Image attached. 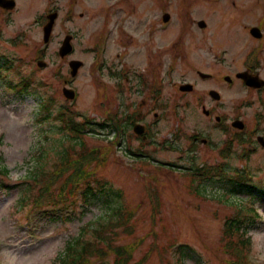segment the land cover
<instances>
[{"label":"rangeland","instance_id":"374dc122","mask_svg":"<svg viewBox=\"0 0 264 264\" xmlns=\"http://www.w3.org/2000/svg\"><path fill=\"white\" fill-rule=\"evenodd\" d=\"M34 1L35 4L31 0H22L23 8L30 9H21L11 22L0 27V164L9 170V176H3L4 181L14 186L9 191L0 190V264H59V257L68 242L79 237L83 231L87 239L96 238L97 230L115 221L114 209L122 201L128 208H137L133 222L135 231L127 234L123 226L113 225L104 232L116 242L135 245L137 259L147 254L145 264H231L221 243L223 217L236 212L242 201L245 202L241 204L244 207L254 198L263 219L251 227V261L264 264V194L260 192V189H264V151L258 150L250 158L242 159L238 157L235 145L233 154L223 158L219 149L226 135L218 132L213 127L214 121L204 114L203 108L193 103L194 94L181 100V106L176 108L178 117L173 112L164 114L157 125L156 146L146 145L149 156L142 159L157 160L158 167L150 160L137 161L138 157L125 153L123 146L129 144L127 138L115 150L108 141V135L112 134L110 128L101 129L93 124L91 127L98 131L83 135L89 151L99 147L101 156L107 157L99 172L109 180V185L123 190L125 197L122 200L118 202V198L112 197V202H106L109 191L98 192L96 196L100 198L94 199L85 216L82 219L76 217L70 222L49 219L47 214L33 208V197L38 189L35 177L40 176L41 170L52 171L63 160L69 146L73 145L74 150L79 149L78 139L56 116L59 108L72 104L71 109L78 113L76 117L79 120L89 117L96 123L107 118L110 109L116 108L111 103L108 71L106 68H103V72L92 68V55L82 52L85 44H80L81 51L76 54L86 64L81 74L74 78L69 73L68 62L58 54L61 45L59 39H55L47 48L42 39L43 31L35 23V17L43 12L44 0ZM243 1L245 4L252 3L250 0ZM94 3L99 4L97 1ZM185 4L196 9L197 14L191 18L183 14ZM210 6L208 0H172L170 8L174 12L175 23L160 39L164 54L157 59L148 56V63L163 62L165 101L175 99L176 85L178 87L185 80L198 78L196 69L213 74L220 70L221 64L212 59L214 53L210 52L211 44L202 43L200 34L184 28L185 21L204 17ZM217 12L209 20L215 30L214 35H228L227 42L215 44H226L229 48L225 68L230 71L238 64L241 50L250 42L248 27L253 23L255 13L253 9L234 10L231 7L225 14L220 10ZM179 34H182V43L176 44L171 51L183 48L189 55L187 59H169L165 55L167 42L171 49L172 41L179 40ZM217 42H221V39ZM42 54L41 59L47 65L38 67L37 57ZM6 61L11 65H6ZM168 69L171 71L168 72ZM27 76H30L28 88L18 87ZM64 79L69 80V84ZM65 85L75 88L80 93L79 98L77 96L74 101H68L62 92ZM225 86V81L218 74L212 80L199 81L195 90L205 93L211 88L225 90ZM51 96L56 102L49 113L46 105L47 98ZM240 96L243 94L239 90L227 93L229 112ZM211 99L207 96L205 104L210 103ZM129 109L117 110L123 112ZM177 127L187 133L202 130L212 137L215 147L191 149L188 138L177 136ZM129 138L132 146L138 145L133 136ZM163 141L168 146H164ZM222 162L225 169L232 173H235V169L244 171V167L251 174V187L241 188L227 178L216 176L197 182L201 184V189L205 188L202 195L189 190L188 179L182 170ZM84 167L95 169V160L85 162ZM150 171L149 183L145 185ZM67 176L60 179L56 186L64 185ZM152 194L158 197H152ZM77 209L82 210L81 207ZM174 243L186 244L184 252L175 253V247H172ZM179 258L181 261H178ZM93 263L101 264L98 260Z\"/></svg>","mask_w":264,"mask_h":264},{"label":"flooded vegetation","instance_id":"af4514ba","mask_svg":"<svg viewBox=\"0 0 264 264\" xmlns=\"http://www.w3.org/2000/svg\"><path fill=\"white\" fill-rule=\"evenodd\" d=\"M21 1L15 0L16 6L13 10L0 6L1 26L11 22L13 16L21 9H30L23 8ZM31 1L35 4L34 0ZM95 1L99 4L96 5ZM208 1L211 6L206 10L204 17L185 21L184 28L200 34L202 43H210V52L214 53L212 59H217L221 65L218 73H210L211 76L204 78L200 77L202 70L196 69L199 75L194 78L196 87L199 81H209L220 74L226 84L225 90H220V99L211 97L213 99L207 104L209 116L213 114L216 120L214 128L227 136L226 122L230 120V123H233L234 120L240 119L244 123L243 142L247 139L248 145L254 148L257 146V137L264 136V0H250L252 3L247 4L243 0ZM171 3L172 0H44L43 12L35 18V23L44 31L49 22V15L57 14L49 42L59 39V43H62L68 36L72 38L74 49L66 56L68 62L72 58L80 59L77 57L78 53L76 54L81 51L80 44L86 45L82 52L91 54L94 61L106 60L103 66L110 76V97L113 101L111 103L116 107L134 108L135 114L140 118L138 122L145 125L148 133L151 132L149 122L159 116L156 109L164 105L163 62L148 63V56L157 59L164 54L160 39L175 23ZM229 7L234 10L249 8L255 13L254 21L248 27L250 42L241 50L242 56L238 64L230 71L225 68L229 48L226 44H215L227 42L228 35H214L215 30L209 20L212 14L218 13L217 10L225 14ZM183 10V14L189 18L192 14H197L196 9L186 4ZM165 13L169 14L167 21L164 20ZM201 21L204 22V27L201 26ZM181 35H178L179 40L172 41L171 49L167 42L165 55L169 59H187L189 53L185 49L171 51L176 44L182 43ZM218 39H221V42H217ZM211 89L205 93L196 92L195 88L188 93L176 89L175 93L180 97H186L185 94L198 95L193 99V103L203 107L206 105L207 96H211ZM231 90H239L243 96L237 99L231 116L228 117L226 100L227 93ZM151 110L153 116L150 115ZM124 116L131 117V111L125 112ZM223 117L226 122L222 121ZM155 126L156 123L151 124L152 128ZM130 127L133 129L132 125ZM254 132L256 133L253 134ZM253 138L256 143H253ZM152 139L153 137L150 138ZM202 141L205 142V139Z\"/></svg>","mask_w":264,"mask_h":264},{"label":"trees","instance_id":"16d2710c","mask_svg":"<svg viewBox=\"0 0 264 264\" xmlns=\"http://www.w3.org/2000/svg\"><path fill=\"white\" fill-rule=\"evenodd\" d=\"M5 64L7 65L10 63L6 61ZM29 80L30 76H27V78L24 77L21 84H25L28 88L30 85ZM50 103H53L52 99H50L47 106H49ZM64 109L63 107L59 109L58 116L63 120L66 119L69 123V127L78 134V129L84 127L85 124L78 123L73 114L63 112ZM80 145L82 146V143H80ZM72 149H74L73 145L67 148L66 153L63 155V160L57 164L52 171L48 172L41 170L40 176L35 177L38 189L33 197L32 204L35 208L41 209V212L49 215L55 220H72V214H75V211H71L69 209L70 206L74 208L83 206L84 209L81 214H84L87 212L88 205L90 204L87 192L83 190V187L79 188V186H82V181L86 180L84 186L87 187V190L90 189L93 177L89 180L90 174L86 172L85 168H81L83 163L79 164L78 158L85 161L86 158H94L96 156L95 153H92L89 157L84 155L88 150L85 147L76 152H72ZM75 156L77 158L74 159ZM8 173V168L0 164V190L9 191L14 187L10 183L4 181L3 175L8 176ZM66 175L68 176L64 185L60 187L56 186V183ZM106 190H108L109 193L105 201L112 202V197L116 198L117 193L112 187L104 186L102 192ZM261 192L264 193V189ZM89 193L93 195L92 191H89ZM82 198L84 203L80 202ZM66 214L68 217H66ZM115 214L116 220L110 222L109 225L123 226V231L125 233L132 234L135 231L133 212L130 209H125L123 206L118 205ZM246 215L247 214L240 213L239 215L232 214L227 216L223 227L222 246L229 255V261L232 260L237 264L246 263L247 251L250 246V238L247 237V233L251 227L255 226L257 221L255 214L251 213L250 215L252 217H246ZM100 231H104V228ZM98 236L103 237L104 235L98 232ZM81 237L83 239H81ZM135 247L136 246L133 244H117L114 242L113 237H109L108 240L104 242L90 240L85 237V231H83L81 236L74 237L68 242L59 257V264H92L96 259H105L110 255H113V260L111 263L107 264H144L147 254L143 258L135 261ZM179 249L182 251L183 245Z\"/></svg>","mask_w":264,"mask_h":264},{"label":"water","instance_id":"95a60500","mask_svg":"<svg viewBox=\"0 0 264 264\" xmlns=\"http://www.w3.org/2000/svg\"><path fill=\"white\" fill-rule=\"evenodd\" d=\"M6 1H8V0H6ZM0 4H3L1 0H0ZM9 6H11V5H9ZM11 7H13V3H12V6H11ZM45 34H46L45 40H47V26H46V28H45ZM69 51H71V44H70V40L67 39V40L64 42L63 46L61 47L60 54H61L62 56H64V55H65L66 53H68ZM38 64H39V66H45L46 63L43 62V61H39ZM70 65H71V67H72V74H73V75H76L77 70H78V68H79V66H80V62H78V61H72V62L70 63ZM64 93H65V95H66L67 97H69V98H74V96H75V92H74L73 90H71V89H67V88H65V89H64Z\"/></svg>","mask_w":264,"mask_h":264}]
</instances>
